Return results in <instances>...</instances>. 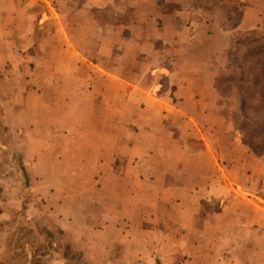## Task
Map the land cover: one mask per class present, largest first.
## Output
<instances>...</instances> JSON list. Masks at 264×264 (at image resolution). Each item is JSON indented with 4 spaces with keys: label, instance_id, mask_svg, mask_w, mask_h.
I'll return each mask as SVG.
<instances>
[{
    "label": "crops",
    "instance_id": "0c3cea01",
    "mask_svg": "<svg viewBox=\"0 0 264 264\" xmlns=\"http://www.w3.org/2000/svg\"><path fill=\"white\" fill-rule=\"evenodd\" d=\"M31 1L38 9L30 12ZM181 1L0 0L4 53L26 56L34 68L33 79L15 88L23 84V92L5 95L0 103L2 131L27 133L23 149L59 148L46 138L53 134L60 148L86 150L79 163L91 167L88 179L96 189L89 192L100 193L101 230L109 229L115 209L118 220L130 222L135 220L130 214L144 212L136 227L145 224L150 235L127 233L121 239L133 247L134 261L190 259L167 239L165 214L159 219L164 234L154 238L157 217L149 223L147 209L126 199L138 202L170 191L189 195L188 182H213L221 165L230 166L240 148L229 120L231 98L222 97L214 83L232 38L264 22V0H234L241 10L236 26L219 2ZM105 11L109 19H98L96 13ZM75 89L84 91L83 101ZM189 137L200 141L197 149L188 147ZM105 182L115 186L109 189ZM205 230L197 240L199 264H254L264 258L237 252L240 240L209 238Z\"/></svg>",
    "mask_w": 264,
    "mask_h": 264
},
{
    "label": "rangeland",
    "instance_id": "374dc122",
    "mask_svg": "<svg viewBox=\"0 0 264 264\" xmlns=\"http://www.w3.org/2000/svg\"><path fill=\"white\" fill-rule=\"evenodd\" d=\"M210 1L213 4L218 2ZM181 3L185 4V0ZM31 4L30 12L31 9H38L34 2L31 1ZM227 6L232 7L233 4ZM96 16L100 20H108L110 14L107 11L97 12ZM226 23L224 19L223 24ZM259 26L260 29L246 33L254 34L264 30V22ZM5 39L1 31L0 103L5 100V95L22 93V85L34 74V68H31L33 64H29L26 56L22 60L19 54L4 53L6 49L2 45ZM35 47L28 50L29 54L36 53ZM14 63L16 67L13 73L10 69ZM22 81L20 90L15 89L20 87L18 84ZM73 91L82 94L79 96L81 100L84 98V91ZM230 98L229 120L234 129L232 114L239 110L240 102L237 95ZM0 108L3 111L4 106L1 104ZM250 118L262 122L264 113L251 115ZM2 130L0 126V264H22L33 254L40 259V264H162L157 257L134 261L131 244L125 246L121 242L122 236L127 233L142 239L150 235L145 224L136 227L135 221L140 222V218L145 216L143 211L130 214V217L135 218L134 222H130L126 219L118 220L115 209L110 215L113 218L109 229L101 230L104 217L100 193L98 189L89 192L96 189L95 184L88 179L91 167L79 163L86 150L60 148L62 141L55 139L53 134L46 135V138H50L52 144L55 143L59 148L38 150L30 143L32 149H23L21 146L27 133L5 134ZM237 133L235 138L240 148L232 157L230 166L221 165L220 171H215L216 176L220 175L215 181L188 182L189 195L170 191L163 196L141 198L138 202L126 199L130 206L140 205L143 210L147 209L146 218L149 217V223H156V229L151 232L154 238L164 234L159 219L165 214L170 224V232L167 231L166 237L176 242L174 248L178 255L183 250L186 260L190 258L185 264H199L200 247L197 246V240L202 237L205 229V236L209 238L217 235L224 240H240L242 246H231L237 252L264 255V147L260 154H252L243 145L245 151L241 135ZM189 139L188 147L197 149L200 141L191 137ZM204 160V170L208 171L211 162L208 157ZM194 170H197L196 166ZM171 183L180 184L175 181ZM104 184L109 189L115 186L111 182ZM157 184L163 185L164 182L160 180ZM116 205L114 202L107 210L114 209ZM155 216L157 221L153 223L151 221ZM96 227H99L97 232ZM45 242L53 248L61 242L68 243L73 251L81 253L80 257L70 260L56 249H50L43 257L41 253ZM182 242L189 245L181 246ZM254 264H264V258L255 259Z\"/></svg>",
    "mask_w": 264,
    "mask_h": 264
},
{
    "label": "trees",
    "instance_id": "16d2710c",
    "mask_svg": "<svg viewBox=\"0 0 264 264\" xmlns=\"http://www.w3.org/2000/svg\"><path fill=\"white\" fill-rule=\"evenodd\" d=\"M231 25H238L241 10L234 0H217ZM233 4L228 7L227 4ZM229 9L231 14L229 15ZM225 64L215 79L214 87L222 97L237 95L240 107L232 114V123L241 135L242 143L252 154H260L264 147V119L253 120L251 115L264 113V30L254 34L240 33L232 38L225 52ZM51 236V233L47 231ZM41 256H46L50 249L60 250L70 260L80 257V252L73 251L68 243H60L56 248L43 244ZM41 258V257H40ZM33 254L22 264H40Z\"/></svg>",
    "mask_w": 264,
    "mask_h": 264
}]
</instances>
